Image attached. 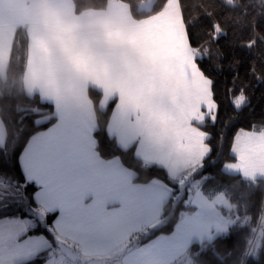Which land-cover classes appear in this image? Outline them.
I'll list each match as a JSON object with an SVG mask.
<instances>
[{
    "label": "snow or ice",
    "instance_id": "6c2138e0",
    "mask_svg": "<svg viewBox=\"0 0 264 264\" xmlns=\"http://www.w3.org/2000/svg\"><path fill=\"white\" fill-rule=\"evenodd\" d=\"M223 6L245 18L253 8ZM32 10L23 37L0 23V98L39 97L16 104L31 117L26 139L0 119V212L18 204L26 213L0 218V264H264V129L235 135L236 162L221 172L237 183L206 188L213 149L202 127L215 124L218 104L183 0H152L148 11L131 0H32ZM250 41L264 45L255 33ZM90 92L102 95L98 108ZM233 103L242 110L250 99L241 91ZM99 118L119 155L101 152ZM129 153L135 171L122 163ZM17 162L20 175L9 176L3 169ZM177 211L171 234L157 236ZM234 232L248 233L245 247L221 255L216 242Z\"/></svg>",
    "mask_w": 264,
    "mask_h": 264
},
{
    "label": "trees",
    "instance_id": "16d2710c",
    "mask_svg": "<svg viewBox=\"0 0 264 264\" xmlns=\"http://www.w3.org/2000/svg\"><path fill=\"white\" fill-rule=\"evenodd\" d=\"M145 0H131L134 10L148 11V6L141 8L140 5ZM88 5L93 0H84ZM129 2V0H124ZM242 2L253 4V8L248 9L250 14L245 18L242 14H237L235 10H229L223 5L225 0H183L186 9L185 16L190 23L195 21V29L199 32L198 36L193 37V46L201 50L203 61H198L200 67L206 70V74L214 80V99L218 104L217 120L215 124L211 120H206L202 127L204 131L210 134L211 140L209 146L213 149L209 159L206 161V174H210L213 179L209 180L205 187L214 186L215 189L222 190L223 187L235 185L237 183L236 174L223 175L221 169L225 162L234 161L230 148L234 143L235 135L241 130H262L264 129V45L259 42L252 45L250 37L255 33L264 37V8L260 6V0H233V6H239ZM233 6H229L232 8ZM211 13V15H209ZM228 19L225 25L224 20ZM219 23L223 35L217 34L213 26ZM19 36L25 35V28H19ZM251 45V46H250ZM19 48V41L17 43ZM25 50L21 49L18 54ZM255 65V67H253ZM243 91L250 104L238 110L234 107V100ZM16 100L0 98V117L6 121V127L9 129V135H20L18 130H23L21 139H26L34 132L31 125V117L28 113L17 112L16 104L20 103L21 107L36 106L39 97L34 100L25 99L23 93H15ZM101 96L90 92V97L99 107ZM110 105L107 111V118H110ZM47 111V109H45ZM12 118L11 120L9 118ZM21 117L23 120L21 121ZM44 130V129H40ZM223 136V138H221ZM95 138L100 142L101 152L108 158L111 155H119L114 152L111 143L108 140L105 118H99ZM123 163L137 170L140 161L136 160L131 153L122 158ZM214 161V162H213ZM19 164L17 162L15 169H3L9 176H19ZM153 174L160 173L153 170ZM241 188H237L239 193ZM262 193L257 190L252 200L259 205ZM186 209L183 205L179 211ZM179 211L164 228L156 232L170 233L174 229V222L178 221ZM254 208L249 215H256ZM5 216H26L22 205L12 204L6 212H0V218ZM257 224L253 226H257ZM248 233H233L227 240L217 241V249L221 255H224L226 245H235L245 247L244 238ZM207 243V242H206ZM205 259L213 260L212 254L209 253ZM43 261H37L36 264H42ZM234 264V261H229Z\"/></svg>",
    "mask_w": 264,
    "mask_h": 264
},
{
    "label": "crops",
    "instance_id": "0c3cea01",
    "mask_svg": "<svg viewBox=\"0 0 264 264\" xmlns=\"http://www.w3.org/2000/svg\"><path fill=\"white\" fill-rule=\"evenodd\" d=\"M32 12H33L32 0H0V23H3L5 25H10L13 30L19 29L21 27L26 29L28 27L30 17L32 16ZM57 78L62 81L65 80L63 73L59 71L57 72ZM102 98L103 97L101 96V99ZM0 119L2 118L0 117ZM245 131H250V130H245ZM234 143H235V139H234ZM124 166L127 167L125 164ZM6 217H12V216H6Z\"/></svg>",
    "mask_w": 264,
    "mask_h": 264
},
{
    "label": "rangeland",
    "instance_id": "374dc122",
    "mask_svg": "<svg viewBox=\"0 0 264 264\" xmlns=\"http://www.w3.org/2000/svg\"><path fill=\"white\" fill-rule=\"evenodd\" d=\"M152 3V0H145V1H143L142 2V4L140 5V7L141 8H145V5L146 6H148V8H149V5ZM93 102V101H92ZM250 131H252V130H250ZM94 136H95V132H94ZM234 162H236L235 160L234 161H227V162H225L224 164H226V163H234ZM225 171H227V170H225ZM230 174H235V173H230ZM212 188H214V186H209V189H212ZM218 190V189H217ZM185 199H186V197H185ZM186 209H184V210H181V211H185ZM179 219V218H178ZM171 234V232L170 233H164V232H162V233H159V234H157V236L158 235H170ZM153 238H155V237H153ZM179 264H187V258H185V257H180L179 258Z\"/></svg>",
    "mask_w": 264,
    "mask_h": 264
}]
</instances>
